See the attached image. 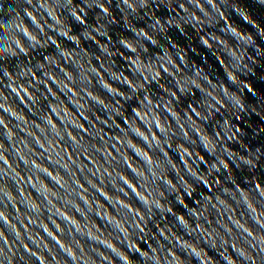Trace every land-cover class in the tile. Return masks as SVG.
<instances>
[{
	"label": "clouds",
	"instance_id": "clouds-1",
	"mask_svg": "<svg viewBox=\"0 0 264 264\" xmlns=\"http://www.w3.org/2000/svg\"><path fill=\"white\" fill-rule=\"evenodd\" d=\"M0 264H264V0H0Z\"/></svg>",
	"mask_w": 264,
	"mask_h": 264
},
{
	"label": "water",
	"instance_id": "water-1",
	"mask_svg": "<svg viewBox=\"0 0 264 264\" xmlns=\"http://www.w3.org/2000/svg\"><path fill=\"white\" fill-rule=\"evenodd\" d=\"M219 59H221V60H222V59H223V57L221 56V57H219ZM241 119H242V117H241ZM237 126H239V124H238ZM201 155H203V154H201Z\"/></svg>",
	"mask_w": 264,
	"mask_h": 264
}]
</instances>
